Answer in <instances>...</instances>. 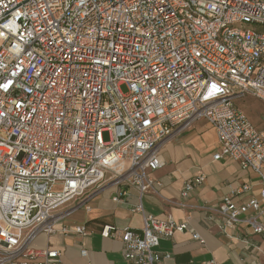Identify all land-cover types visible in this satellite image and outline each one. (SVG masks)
Wrapping results in <instances>:
<instances>
[{"label": "built area", "instance_id": "2783aa9c", "mask_svg": "<svg viewBox=\"0 0 264 264\" xmlns=\"http://www.w3.org/2000/svg\"><path fill=\"white\" fill-rule=\"evenodd\" d=\"M247 97L264 104V0H0V264H60L36 239L107 178L137 189L143 227L101 236L119 238L126 264L168 259L159 241L187 225L145 214L140 199L160 186L162 146L199 121L215 131L213 160L260 183L244 203L233 196L247 186L221 199L219 233L243 224L264 239V129L237 108Z\"/></svg>", "mask_w": 264, "mask_h": 264}, {"label": "crops", "instance_id": "0c3cea01", "mask_svg": "<svg viewBox=\"0 0 264 264\" xmlns=\"http://www.w3.org/2000/svg\"><path fill=\"white\" fill-rule=\"evenodd\" d=\"M218 149L215 131L205 121H199L162 146L159 157L162 167L151 172L160 186L144 194L141 205L145 214L186 223L187 230L159 241L157 252L169 255L159 264H264L262 236L252 235L243 224L232 230L231 239L217 229L220 219L214 209L224 196L247 186L248 190L233 196L235 203L241 204L256 198L260 188L258 177L233 159L213 160ZM198 175L204 177L203 182L182 197L184 182ZM120 191H126L124 202H113ZM138 197L135 187L117 185L107 178L82 199L57 210L59 220L54 233L39 235L34 247L59 251L60 264H126L119 238H103L101 232L105 227L118 233L126 228L141 230L142 215L133 212ZM208 217L213 219L208 221ZM75 226H83L86 235L62 232ZM193 233L200 236L202 243L193 239ZM81 251H86L85 257Z\"/></svg>", "mask_w": 264, "mask_h": 264}, {"label": "rangeland", "instance_id": "374dc122", "mask_svg": "<svg viewBox=\"0 0 264 264\" xmlns=\"http://www.w3.org/2000/svg\"><path fill=\"white\" fill-rule=\"evenodd\" d=\"M120 92L123 95L127 94V88L125 86L119 87ZM238 109H240L249 121L257 128L264 129V104L254 98L247 97L236 103ZM107 136L104 134V140Z\"/></svg>", "mask_w": 264, "mask_h": 264}]
</instances>
